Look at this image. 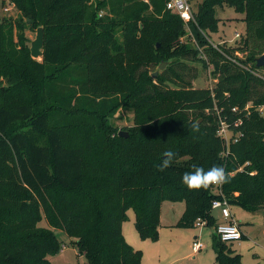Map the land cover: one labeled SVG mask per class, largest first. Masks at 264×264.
Returning a JSON list of instances; mask_svg holds the SVG:
<instances>
[{
	"label": "trees",
	"instance_id": "trees-1",
	"mask_svg": "<svg viewBox=\"0 0 264 264\" xmlns=\"http://www.w3.org/2000/svg\"><path fill=\"white\" fill-rule=\"evenodd\" d=\"M13 2L30 29H44V46L42 61L33 60L23 20L0 22V264H15L3 253L12 230L38 264L62 250L55 230L89 264H143L123 233L130 209L140 237L153 242L164 201L185 204L178 228L198 220L217 228L216 199L264 211V0H203L189 24L195 40L168 0ZM223 5L245 16L242 46L209 39ZM163 62L154 79L150 68ZM187 62L213 66L215 87L195 88ZM121 107L135 112L128 137L111 123ZM221 121L234 132L228 142ZM169 149L176 157L161 170ZM213 165L228 183H182L194 166ZM44 219L49 227L39 226ZM212 237L218 264H242Z\"/></svg>",
	"mask_w": 264,
	"mask_h": 264
},
{
	"label": "rangeland",
	"instance_id": "rangeland-1",
	"mask_svg": "<svg viewBox=\"0 0 264 264\" xmlns=\"http://www.w3.org/2000/svg\"><path fill=\"white\" fill-rule=\"evenodd\" d=\"M97 0H91L95 2ZM147 1V0H145ZM203 0H192V6L195 10L198 9ZM2 0H0V22L8 21L13 23L24 22L26 24V36L29 39L28 48L31 49L32 42L36 40L38 28L30 29V23L22 19V14L14 9L10 14H5L2 10ZM102 15L105 12H101ZM216 17L220 20L219 30L217 33H210V41L215 45H228L232 47H239L244 45L246 22L244 15L236 12L233 7L228 5L216 7ZM193 35V32L191 30ZM240 34L237 37L236 34ZM195 35H193V39ZM31 52V51H30ZM243 57V54H239ZM31 58L37 62H41V57ZM207 57H205L206 59ZM208 61V59H207ZM164 63V62H163ZM196 69L197 78L193 81L195 88L213 89L218 82V79L213 75V66L202 62H187ZM161 64H156L151 67L152 77L155 79L161 71L167 67V63L163 70H160ZM158 73L157 76H154ZM170 87L174 88L172 84ZM264 115V109L262 112ZM199 122L201 121L198 120ZM111 123L116 129V135L120 132L129 133L127 128L135 125V112L130 108H119L112 116ZM129 135V134H128ZM234 135V132H228L227 138ZM122 137V136H121ZM185 210V204L182 202L164 201L161 210V232L159 243L152 240H144L140 237L135 226V212L134 209L128 211V219L123 224L124 236L126 241L133 246L134 249L139 250L143 254L142 263L149 264L150 261L160 262L161 264H168L172 259H177L172 264H218L216 261V253L213 249V235L216 234L215 226H196L193 228H178L171 227L177 224ZM232 221L240 225V229L244 235L239 240H232L227 242V245L236 253L242 255V264H264V211L251 212L237 204L230 205ZM213 215L217 223L224 222L221 219V211L214 210ZM40 227H49L47 221L44 219L39 224ZM56 235L62 243V250L54 255H49L48 258L52 264H89L87 259L77 247L72 245V240L65 232L55 230ZM19 232L16 230L10 231L3 239V253L11 263L15 264H38L40 256L36 254H28L24 256V246L22 241L18 239ZM194 236H200L201 242L205 248L196 253L193 250ZM29 248V247H28ZM194 253L197 255L194 256ZM159 255V256H158ZM186 256V257H185ZM148 261V262H147Z\"/></svg>",
	"mask_w": 264,
	"mask_h": 264
},
{
	"label": "built area",
	"instance_id": "built-area-1",
	"mask_svg": "<svg viewBox=\"0 0 264 264\" xmlns=\"http://www.w3.org/2000/svg\"><path fill=\"white\" fill-rule=\"evenodd\" d=\"M2 10L5 14H10L14 9L17 10V7L13 0H2ZM167 9L172 11L173 13L179 15L182 20L185 22L187 30L190 32L189 24L191 22H196L195 16H194V8L190 2V0H168L167 2ZM18 11V10H17ZM191 33V32H190ZM237 37H240V34H236ZM196 42V41H195ZM215 48H218V45H215L213 42ZM239 55V53H238ZM248 109V108H247ZM264 107L260 108V111L263 112ZM233 112L237 111V108H233ZM241 123V122H240ZM238 122L235 123L236 126H238ZM233 132L230 128V126L225 122H220V127L218 130V135L226 140L228 142L231 138V136L226 139L228 132ZM218 186V185H215ZM212 210H220L221 211V219L224 221L222 223H218V226L216 228V234L220 237V239L227 243L232 240H239L243 238V233L238 226L237 223L232 221L231 211H230V203L226 198L222 199H216L213 202ZM206 225L205 221L198 220L196 222V226H203ZM205 248V245L200 240H195L193 243V250L194 252H199Z\"/></svg>",
	"mask_w": 264,
	"mask_h": 264
},
{
	"label": "clouds",
	"instance_id": "clouds-1",
	"mask_svg": "<svg viewBox=\"0 0 264 264\" xmlns=\"http://www.w3.org/2000/svg\"><path fill=\"white\" fill-rule=\"evenodd\" d=\"M176 153L169 149L164 153V159L159 166L161 170L170 167ZM231 177L226 173L223 166L213 165L207 169L201 166H194V170L185 172L182 176V183L190 190L208 189L211 185L228 183Z\"/></svg>",
	"mask_w": 264,
	"mask_h": 264
},
{
	"label": "water",
	"instance_id": "water-1",
	"mask_svg": "<svg viewBox=\"0 0 264 264\" xmlns=\"http://www.w3.org/2000/svg\"><path fill=\"white\" fill-rule=\"evenodd\" d=\"M43 46H44V29L39 28L37 38L32 42L31 45V53L34 58H39L43 55ZM166 63H162L160 66V70H163ZM257 66L260 68H264V55L257 59ZM158 73H155L154 76H157ZM120 136L128 137V134L125 132H120Z\"/></svg>",
	"mask_w": 264,
	"mask_h": 264
},
{
	"label": "crops",
	"instance_id": "crops-1",
	"mask_svg": "<svg viewBox=\"0 0 264 264\" xmlns=\"http://www.w3.org/2000/svg\"><path fill=\"white\" fill-rule=\"evenodd\" d=\"M175 225H176V224H174V225L171 226V227H175ZM162 227H163V226L160 227V232H161ZM123 233H124V230H123ZM194 240H200V241H201L200 236H194ZM157 243H159V241H158ZM201 251H202V250H201ZM201 251H199V252H201ZM199 252H197V253H199ZM196 255H197V254L194 253V256H196ZM158 256H159V255H158ZM185 257H186V256H185ZM179 259H180V258H177V259L174 258V259H172V261H171L170 263H168V264L175 263V262H176L177 260H179ZM161 261H162V260H161ZM161 261L158 262V263H156V261H150V260H149V262H148V261H147V262H148L149 264H161Z\"/></svg>",
	"mask_w": 264,
	"mask_h": 264
}]
</instances>
